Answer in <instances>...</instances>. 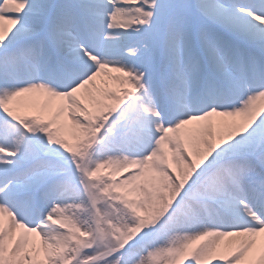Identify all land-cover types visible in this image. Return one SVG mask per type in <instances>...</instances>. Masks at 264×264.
<instances>
[{
  "label": "snow or ice",
  "instance_id": "obj_1",
  "mask_svg": "<svg viewBox=\"0 0 264 264\" xmlns=\"http://www.w3.org/2000/svg\"><path fill=\"white\" fill-rule=\"evenodd\" d=\"M0 264H264V0H0Z\"/></svg>",
  "mask_w": 264,
  "mask_h": 264
}]
</instances>
